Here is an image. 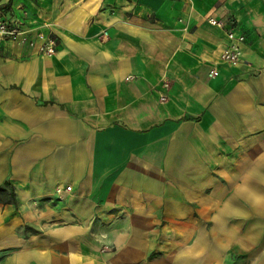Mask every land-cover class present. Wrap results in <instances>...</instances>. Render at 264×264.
<instances>
[{"label":"crops","instance_id":"obj_1","mask_svg":"<svg viewBox=\"0 0 264 264\" xmlns=\"http://www.w3.org/2000/svg\"><path fill=\"white\" fill-rule=\"evenodd\" d=\"M0 13L56 41L0 40V264H264V0Z\"/></svg>","mask_w":264,"mask_h":264},{"label":"built area","instance_id":"obj_2","mask_svg":"<svg viewBox=\"0 0 264 264\" xmlns=\"http://www.w3.org/2000/svg\"><path fill=\"white\" fill-rule=\"evenodd\" d=\"M207 22L210 25L224 28L225 23L220 19L208 17ZM226 43L220 55L221 62L228 65H235L240 61V45L245 41V36L241 33H235L232 29H226ZM28 31L20 28L19 24L13 23L2 16L0 13V40L12 39L20 43H28L29 46L38 45V52L45 56H51L55 53L56 41L53 37L45 35L42 32L34 34L33 38H28ZM216 75V69L209 71V76ZM163 87H168L167 83H163ZM164 99V96H160ZM71 186H66V190H70Z\"/></svg>","mask_w":264,"mask_h":264},{"label":"trees","instance_id":"obj_3","mask_svg":"<svg viewBox=\"0 0 264 264\" xmlns=\"http://www.w3.org/2000/svg\"><path fill=\"white\" fill-rule=\"evenodd\" d=\"M5 185H8V183H6ZM0 190H1V188H0ZM10 196H11V198L13 197L12 188H10Z\"/></svg>","mask_w":264,"mask_h":264},{"label":"rangeland","instance_id":"obj_4","mask_svg":"<svg viewBox=\"0 0 264 264\" xmlns=\"http://www.w3.org/2000/svg\"><path fill=\"white\" fill-rule=\"evenodd\" d=\"M11 196H9L8 194H6V199L10 201V198Z\"/></svg>","mask_w":264,"mask_h":264}]
</instances>
